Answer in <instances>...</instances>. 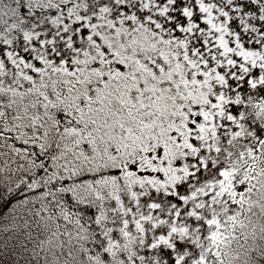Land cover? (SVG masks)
<instances>
[{
  "label": "snow or ice",
  "instance_id": "snow-or-ice-1",
  "mask_svg": "<svg viewBox=\"0 0 264 264\" xmlns=\"http://www.w3.org/2000/svg\"><path fill=\"white\" fill-rule=\"evenodd\" d=\"M0 264H264V0H0Z\"/></svg>",
  "mask_w": 264,
  "mask_h": 264
}]
</instances>
